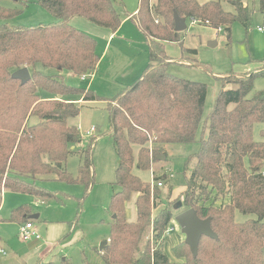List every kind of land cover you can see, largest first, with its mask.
<instances>
[{"label": "trees", "instance_id": "trees-1", "mask_svg": "<svg viewBox=\"0 0 264 264\" xmlns=\"http://www.w3.org/2000/svg\"><path fill=\"white\" fill-rule=\"evenodd\" d=\"M17 1L21 7L39 5L55 21L35 26L0 25V203L6 190L61 202L37 180L80 184L86 193L93 183L92 151L97 137L91 135L80 152L77 173L70 174L65 167L72 152L70 144L81 137L68 119L79 114L81 104L102 102L109 124L106 135L118 158L113 184L119 187L108 207L112 219L103 260L108 264H264V139L253 137L254 125L263 123L260 134L264 138V90L250 95L255 76L264 77V56L259 59L263 65L255 71L219 78L222 88L203 118L206 85L170 74L171 58L165 47L168 42H183L182 32L174 30V12L186 25L191 19L200 20L199 25L220 28L228 39L236 22L247 32L252 11L246 1L140 0L130 19L144 38L149 62L131 85L111 97L70 86L60 74H43L35 66L81 77L92 74L99 61L96 39L74 27L71 19L79 17L114 33L123 20L116 9L121 2ZM222 2L233 11L224 10ZM258 10L264 27V0H258ZM21 12L22 8L0 5V19ZM186 50L196 53L195 49ZM23 67L30 74L25 83L12 77ZM196 140L197 152L183 165L185 189L179 195L180 203L184 209H195L202 219L209 217L217 238L202 236L196 257L184 242L176 244L174 262L163 250V235L173 219L171 206L162 205L159 186L142 181L132 173V167L135 163L139 169H151L162 185L167 174L156 176L154 165L159 166L160 156L166 159L165 145ZM133 195L135 219L128 221L126 204ZM235 212L254 214L256 219L236 222ZM30 213L29 206L20 205L11 210L9 221L29 222ZM61 262L69 264L67 258ZM36 264L54 263L40 258Z\"/></svg>", "mask_w": 264, "mask_h": 264}, {"label": "rangeland", "instance_id": "rangeland-1", "mask_svg": "<svg viewBox=\"0 0 264 264\" xmlns=\"http://www.w3.org/2000/svg\"><path fill=\"white\" fill-rule=\"evenodd\" d=\"M119 1L121 4H117L116 9L122 14L123 20L116 35L130 41L133 45H145L143 36L128 17L138 8L140 0ZM245 1L252 11L250 27L247 32L240 23L236 22L231 26L230 38L228 39V35L224 31L215 32L213 28L190 23L182 31V45L175 42H168L165 45L166 53L171 58V63L167 69L170 74L206 85L207 92L203 118L211 111L214 100L222 88L219 78H224L230 73H248L263 65L259 59L264 55V40L259 39V33L264 32V27H262V17L258 10V0ZM0 5L6 8H22L20 14L8 20L0 19V25L7 23L9 26H35L55 21L52 15L35 3L21 7L20 2L17 0H0ZM222 7L226 11H233L232 6L227 2H222ZM81 21L90 27L110 32L108 29L100 28L85 20ZM70 23L74 26L76 19ZM74 27L94 36L98 45L97 53L101 55L106 39L99 35H93L91 31H86L84 26L78 27L75 25ZM255 36L256 43L254 47ZM210 42H215V45H210ZM114 47L112 46V48ZM186 48L196 49L197 53L192 54L186 51ZM124 56L121 55V59H114L119 60L115 64L116 66H121L122 59L126 58ZM112 61V59L109 61L110 64ZM107 62V58L101 60L100 70L106 66ZM35 68L43 74H60L62 80L70 86L88 87L90 77L82 79L81 76L73 75L67 71H58L41 65H36ZM114 74L115 72H112L110 76ZM103 87L105 88V86ZM116 88L111 87L108 90L109 94H114V90H118ZM225 88H228V85ZM262 90H264V77L255 76L253 90L250 95ZM43 94L46 95V93ZM81 105L79 114L68 119L69 124L77 127L81 141L70 144L72 152L67 157L65 167L70 174L75 175L77 173L80 164V152L87 147L91 138V135L86 132L91 126H94L96 128L94 136L97 139L92 151V185L85 193L83 186L80 184H68L55 179L37 180L36 183L39 186L47 191L54 192L56 197L61 199V202L55 198L42 200L29 194L3 191L0 206V250L2 249L4 254L0 253V264H36L40 258L47 261L51 260L54 264H62L61 260L64 258H67L69 264H83L86 262L89 264H108L102 258L100 247L104 242L108 243L112 219L108 207L112 193L119 190V187L113 184L118 158L111 138L106 135L109 124L104 104L88 102ZM31 122H34V119H31ZM262 127L263 123L254 125L253 137L255 140L264 139L260 134ZM198 147L197 140L186 144L165 145L166 159L165 156L162 159L159 157L158 160L161 163H158L159 166L154 165L156 176L167 174L166 178H162L163 184L158 188L160 203L162 205L168 203L173 211V219L169 225L173 230L169 236L163 235V250L169 260L174 262L177 260L173 254V246L184 242V238H181L176 244L174 243L178 236L182 237L175 216L185 210L184 206L179 204L182 201V197L179 195L185 189V178L182 169L187 157L197 152ZM133 153L136 157L135 148ZM132 173L152 186L157 185V180L153 178L152 170L149 168L139 169L134 163ZM170 174L172 176H169ZM134 199L135 196L133 195L127 202L128 205L126 204L128 221L135 219V217L131 218V209L132 213H135ZM14 202L17 205H13ZM20 205L29 206L32 211L31 214H40L38 219H31L34 227L38 229L39 239L32 237L22 240L17 230V224L9 221L11 210ZM174 205L177 206L176 209ZM248 219H256V216L235 212L236 222H244ZM47 238L50 241L46 242ZM44 243H46L45 247L34 250L35 247Z\"/></svg>", "mask_w": 264, "mask_h": 264}, {"label": "crops", "instance_id": "crops-1", "mask_svg": "<svg viewBox=\"0 0 264 264\" xmlns=\"http://www.w3.org/2000/svg\"><path fill=\"white\" fill-rule=\"evenodd\" d=\"M136 11H137V9L133 13L128 15V17L135 14ZM128 17H125V18L127 19ZM75 19H76V24H74V26L75 25L78 27L84 26V29H86V31H91L93 33V35H99V36L103 37L104 39H106V44L102 49L101 55L98 54L99 55V61H98L96 70L92 74L82 77V79L90 77L87 88H90V89L93 88L92 90L95 91L98 95H100L102 97H111V96L115 95L117 92H119L118 90L121 87H123L122 89H124L125 87H128L129 85H131L140 76L143 69L147 66V64L149 62V52H148V48H147L146 43L144 42L145 45H141V44L133 45L130 41L124 39L121 36L119 37L116 35L119 28L114 33H112L111 31L106 32V31H102L100 29H96V27H90L89 25H86L85 22L83 23V21H81L83 19L82 18L79 19V17H74L71 19V21L73 22V20H75ZM215 32H217V31L215 30ZM219 32H221V31H219ZM214 36H216V35L214 34ZM259 36H260L259 39H261L263 41L264 40V32L259 33ZM143 40H144V38H143ZM123 41H125L126 43H124ZM255 41H256V36L254 37V42H253L254 47H255V43H256ZM97 46L98 45L96 43V51H97ZM112 46H115V47L112 48ZM129 52L131 53L130 55H129ZM196 53H197V50H196ZM121 55H125L124 57H126V58L122 59L121 66H116L115 64H117L119 62V60H114V59L115 58L121 59ZM106 58H107L108 62L106 64V66L102 70H100L99 66L101 64V60H105ZM111 59L113 61L110 64L109 61ZM258 68H260V66L255 68V70H257ZM112 72H115V74L113 76H110V74ZM116 75H118L119 77H117ZM96 80H98V81H96ZM102 85L105 86V88ZM111 87H114V88L117 87L116 89H118V90H114V94H109L108 90H110ZM100 103H102V102H100ZM95 132H96V128H95L93 133H95ZM35 201H37V199H35ZM1 203H2V200H1ZM1 203H0V206H1ZM13 205H17V203L14 202ZM30 211H31V209H30ZM132 212L133 211L131 209V218L135 217V213H132ZM39 217H40V214H31L30 213V215H29L30 221L29 222L32 223V220H31L32 218L38 219ZM24 223H26V222L25 221L15 222V224H17L18 233H19L20 226H22ZM32 229L35 230L37 233H39L38 229L34 227L33 223H32ZM181 238L182 239L185 238L183 233H182V237L178 236L177 239H175L174 243L176 244L177 241ZM35 239H39V238H35ZM47 241H50V239L47 238L46 242ZM45 245H46V243H44L43 245H40L38 247H35L34 250L45 247ZM0 253L4 254V251H2V249H1Z\"/></svg>", "mask_w": 264, "mask_h": 264}, {"label": "water", "instance_id": "water-1", "mask_svg": "<svg viewBox=\"0 0 264 264\" xmlns=\"http://www.w3.org/2000/svg\"><path fill=\"white\" fill-rule=\"evenodd\" d=\"M173 20L174 30L176 32H182L187 28L186 20L180 17L176 12H174ZM209 44L215 45V42H210ZM12 77L20 80L21 83H25L30 79V74L28 69L23 67L14 71ZM160 158L162 159L163 156H160ZM179 204L181 203L179 202ZM174 208L176 209L177 206L174 205ZM175 221L179 225L181 233L184 234V243L188 245L193 257H196L197 255L198 244L202 236L210 237L212 239L217 238L216 234L211 229L210 218L207 217L202 219L198 217L196 210L193 208H188L179 212L175 216ZM105 244L106 242L102 244L100 247L101 250ZM262 255L264 258V246L262 247Z\"/></svg>", "mask_w": 264, "mask_h": 264}, {"label": "built area", "instance_id": "built-area-1", "mask_svg": "<svg viewBox=\"0 0 264 264\" xmlns=\"http://www.w3.org/2000/svg\"><path fill=\"white\" fill-rule=\"evenodd\" d=\"M190 23H194V24L199 25V23H201V22H200V20L191 19ZM215 30L217 32L221 31L220 28L215 29ZM259 30H261V29L259 28ZM94 130H95V128L93 126H91L86 133L88 135H92ZM261 174L264 176V170H262ZM157 186H161V183L157 182ZM172 230H173L172 227L167 226V228L165 229V232H164V236L165 235L168 236ZM19 235H20L22 240H27V239H30L31 237H35V238L40 237L39 234L35 230L32 229V223L31 222H26L22 226H20Z\"/></svg>", "mask_w": 264, "mask_h": 264}]
</instances>
